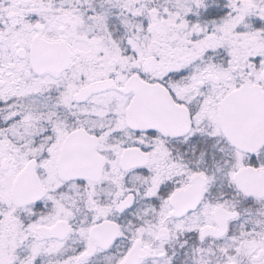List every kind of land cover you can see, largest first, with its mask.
Listing matches in <instances>:
<instances>
[{
	"label": "snow or ice",
	"instance_id": "obj_1",
	"mask_svg": "<svg viewBox=\"0 0 264 264\" xmlns=\"http://www.w3.org/2000/svg\"><path fill=\"white\" fill-rule=\"evenodd\" d=\"M0 264H264V0H0Z\"/></svg>",
	"mask_w": 264,
	"mask_h": 264
}]
</instances>
